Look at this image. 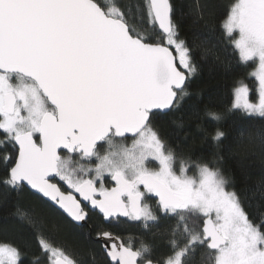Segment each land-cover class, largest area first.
<instances>
[{"label":"snow or ice","instance_id":"6c2138e0","mask_svg":"<svg viewBox=\"0 0 264 264\" xmlns=\"http://www.w3.org/2000/svg\"><path fill=\"white\" fill-rule=\"evenodd\" d=\"M212 15L221 16L212 0H191L186 13L205 61L220 60L222 41L201 32ZM130 16L117 0H0V200L34 190L77 228L93 213L145 228L161 214L176 221L160 258L146 241L137 246L97 230L105 264H194L198 254L200 264H264V222H254L221 171L223 157L205 161L177 151L158 125L182 107L199 69L194 45L181 38L174 0H141L139 28ZM222 16L224 40L241 64L254 65L258 99L239 80L231 108L206 116L217 125L236 111L264 118V0H233ZM201 131L223 143L219 127L214 135ZM248 141L264 154V131ZM246 158L238 157L241 168ZM258 191L264 198V185ZM38 243L47 264H77L43 234ZM21 256L0 243V264H22Z\"/></svg>","mask_w":264,"mask_h":264},{"label":"trees","instance_id":"16d2710c","mask_svg":"<svg viewBox=\"0 0 264 264\" xmlns=\"http://www.w3.org/2000/svg\"><path fill=\"white\" fill-rule=\"evenodd\" d=\"M140 2L141 0H117L122 8L130 10V23L137 28L140 27L136 18ZM174 2L181 38L194 45L193 51L199 61V69L198 74L190 81V95L185 98L182 107L163 117L158 121V125L167 143L177 151L205 161H215L217 156L223 157L218 161L221 171L234 181L237 190L245 198L246 207L254 222H264V198L258 191L261 185H264V154H261L255 142L248 141L249 136L255 141L257 134L264 131V118L236 111L225 113V118L217 125L206 116L207 111L224 112L231 108L234 102L233 88L239 80L249 85L250 99L253 102L258 99L257 82L254 77L249 76V72L254 68L253 63L241 64L238 52L222 36V14L227 11L233 0H212L220 6V19L212 15L208 18L207 25L201 26V32H214L215 38L222 41L216 50L219 61L201 59V43L200 39L196 38L199 33L194 34L186 16L191 0ZM229 62L231 67H226ZM181 124L183 126H180ZM217 127L225 133L223 143L219 146L212 141L211 136L205 138L201 131L207 129L214 135ZM7 150L15 155L11 146H8ZM241 156L247 157L244 159L243 168L238 163V157ZM2 169L3 165H0V172ZM18 209L19 213L25 216L38 218L40 227L34 228L28 224L22 215L18 214ZM175 225L174 219L163 217L161 214L159 222L150 228H145L141 222L131 225L125 222L113 226V222L107 223L93 213L83 228H77L53 206L27 189L18 194L13 193L7 202L0 200V243L18 247L22 253V264H36L37 257L39 264H47L38 243L41 234L64 247L67 253L77 260V264H105L106 258L96 241L97 230L110 231L125 240L131 238L137 246L140 240L146 241L153 246L155 257H164L169 252L167 237ZM200 260L198 254L194 264H200Z\"/></svg>","mask_w":264,"mask_h":264},{"label":"flooded vegetation","instance_id":"af4514ba","mask_svg":"<svg viewBox=\"0 0 264 264\" xmlns=\"http://www.w3.org/2000/svg\"><path fill=\"white\" fill-rule=\"evenodd\" d=\"M105 183H106V185L107 186H112V183L113 182H111V180H110V178H106V180H105ZM147 203H149L151 206H152V208H156V200L155 199H151V200H148L147 201ZM113 222V226H118V225H121V224H123V223H128V224H136V223H139V221H132V220H130V219H122V218H119L118 220H113L112 221ZM111 222V223H112ZM108 223V222H107ZM142 223V222H141Z\"/></svg>","mask_w":264,"mask_h":264},{"label":"water","instance_id":"95a60500","mask_svg":"<svg viewBox=\"0 0 264 264\" xmlns=\"http://www.w3.org/2000/svg\"><path fill=\"white\" fill-rule=\"evenodd\" d=\"M29 192H31L32 194H34V195H36V196H38V197H40L42 200H44L45 202H47V203H49L50 205H51V202H49V201H47V198H43L39 193H36L34 190H31V189H28V188H26ZM54 207V206H53ZM56 210H57V208L56 207H54ZM58 211V210H57ZM60 213H61V211H59ZM62 214V213H61ZM62 215H64L65 217H66V214H62ZM70 222H71V220H70V218H68V217H66ZM120 218H122V219H127V218H125V217H120ZM115 220V219H114ZM73 223V222H72ZM74 224V223H73ZM85 225V224H84ZM97 241V240H96Z\"/></svg>","mask_w":264,"mask_h":264},{"label":"rangeland","instance_id":"374dc122","mask_svg":"<svg viewBox=\"0 0 264 264\" xmlns=\"http://www.w3.org/2000/svg\"><path fill=\"white\" fill-rule=\"evenodd\" d=\"M249 116V115H248ZM251 116H255V117H260L258 114H254V115H251ZM191 174V173H190Z\"/></svg>","mask_w":264,"mask_h":264}]
</instances>
